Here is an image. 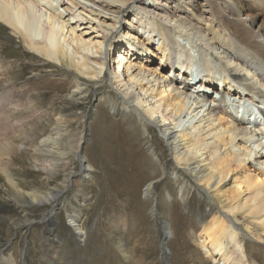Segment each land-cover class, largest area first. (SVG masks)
Instances as JSON below:
<instances>
[{"label":"bare ground","instance_id":"6f19581e","mask_svg":"<svg viewBox=\"0 0 264 264\" xmlns=\"http://www.w3.org/2000/svg\"><path fill=\"white\" fill-rule=\"evenodd\" d=\"M131 9L135 15L129 22ZM258 10L264 11V0H0V24L40 62L64 70L57 77L72 80L66 96L71 102L93 94L92 82L110 85L113 90L105 93L110 101L137 119L132 128L138 132H127L130 138L139 136L156 155V159L147 157L156 163L144 182L147 202H153L152 196L170 169L173 175L183 176L182 180H195V190L210 206V212L199 218L200 239L214 264H263L250 261L254 255L249 249L254 242L263 245L259 251H264V16ZM109 18L113 23L104 22ZM93 22L105 27L103 36L94 31ZM124 23H128L126 35L132 40L126 47L111 36ZM114 44L120 53L116 66L110 57ZM1 59L0 92L12 94L14 88H8L13 87L15 77ZM218 72L225 73V78L218 79ZM14 100L0 117L1 182L21 210L49 205L45 215L26 223L31 227L37 220L45 225L57 217L55 206L67 207L66 194L75 190L77 203L72 211L67 208L66 218L74 236L85 244L89 200L83 195L79 176L87 178L92 168L86 154L80 153L83 136L75 150L63 143L65 133L60 127L40 137L37 144L42 151L55 153L61 161L70 154L78 156L86 169L69 170L61 184L48 190L33 188L35 184L11 168L14 157L27 149L14 128L19 120L10 114L20 109ZM246 106L251 107L247 110ZM12 132L14 139L9 136ZM150 133L164 143L163 153H157V146L146 135ZM165 154L170 161L163 165ZM45 162L39 167L46 173L59 165ZM188 192V184H182L178 193L187 197ZM10 213L15 216L14 210L0 203V224ZM12 223L18 233L25 224L19 218ZM163 223V234L169 236V223ZM51 236L53 241L62 240L58 234ZM119 246L127 257L124 244ZM161 248L166 258V245ZM4 256L0 253V261ZM49 261L64 264L54 255Z\"/></svg>","mask_w":264,"mask_h":264},{"label":"rangeland","instance_id":"374dc122","mask_svg":"<svg viewBox=\"0 0 264 264\" xmlns=\"http://www.w3.org/2000/svg\"><path fill=\"white\" fill-rule=\"evenodd\" d=\"M129 12L127 20L132 22L135 11L131 9ZM257 13H261V17L264 16L263 10H258ZM104 22L111 24L113 20L109 18ZM98 24L93 22L92 27L103 36V30L106 29ZM127 24L119 27L121 31L113 35L111 33V36L117 37L115 42L125 47L132 41L126 35ZM9 32L8 28L0 24V58L6 62L15 77L13 87L8 88H14L13 93L2 95L0 92V106L4 104L0 107V117L7 113L8 104L14 99L18 101L20 109L16 111L23 110V114L18 115L16 111L10 114L19 120V125L14 127L18 129L17 136L23 137L20 138L21 142L27 143V149H22L14 157L11 167L14 173L29 181L30 185L35 184L33 188L45 191L58 183L61 184L69 170H75L77 167L86 169V166L80 165L78 156L74 158L73 154H70L61 161L55 153L49 154L38 147L40 137L48 131L58 132V127L65 133L63 143L69 148H76L83 136L80 153L86 154V163L91 165L92 169H89L87 178L82 174L79 176L81 189H84L83 195L89 200L84 219L86 230L89 232L85 244L74 236V230L68 225L66 218L67 208L72 211V205L77 203L78 193L75 190L66 194V199L69 198L66 201L67 207L55 206L54 209L59 213L57 217L50 219L45 225L35 220L36 225L31 227L30 224L26 226V223L45 215L49 205L40 210H21L20 204L0 179V203L15 212L14 217H11L10 213L6 221L0 224V253L5 255L0 264H51V255L64 264H214L212 257L207 253L208 248L203 247L200 239L202 224L199 218L210 212V206L203 201L201 193L195 190V180L191 177L182 180L183 176L173 175V170L170 169L151 198L154 203L147 202L144 182L150 179L148 175L156 168V163H151L148 158L156 159V155L153 147L148 146L145 141L142 142L139 136L130 138V130L138 132V128H132V123L137 119L123 112L119 103L110 101L109 95L105 94L113 90L110 85L105 81L99 85L92 82L93 94L77 103L71 102L66 96L72 89V80H61L57 77L64 70L53 66L52 63L40 62L38 56L29 53L20 39ZM139 35L142 37V34ZM119 55L114 44L110 57L115 60V66L118 64ZM155 60V65H158V59ZM217 74L218 79L225 78V73ZM98 107L103 112H99ZM250 107L246 106V109L249 110ZM146 135L157 146V153H163L164 143L157 141L152 133ZM9 136L15 138L13 132ZM45 159L59 165L50 173H46L39 167L40 163H46ZM167 161H170V156L165 154V159L161 162L166 165L164 162ZM137 166L142 172L136 170ZM50 174L54 177L49 176ZM182 184H188L187 197L178 193ZM174 189L175 192H172ZM16 207L19 209L15 211ZM46 216L49 217V214ZM16 218L25 222L19 233L12 223ZM164 221L168 222L171 228L169 236L163 234ZM53 233L58 234L63 242L51 240ZM119 243L124 244L127 257L124 251L120 250ZM164 244L167 247L166 258L161 250ZM250 244L252 246L249 249L254 255L250 261L257 263L256 260H260L264 264V251H259V247L263 245L255 246L254 242Z\"/></svg>","mask_w":264,"mask_h":264}]
</instances>
